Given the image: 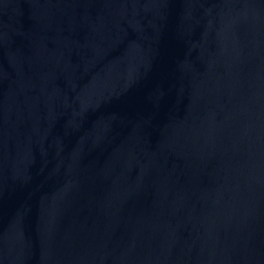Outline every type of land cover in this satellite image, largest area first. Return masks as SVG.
I'll use <instances>...</instances> for the list:
<instances>
[{
	"label": "water",
	"instance_id": "1",
	"mask_svg": "<svg viewBox=\"0 0 264 264\" xmlns=\"http://www.w3.org/2000/svg\"><path fill=\"white\" fill-rule=\"evenodd\" d=\"M0 264H264V0H0Z\"/></svg>",
	"mask_w": 264,
	"mask_h": 264
}]
</instances>
